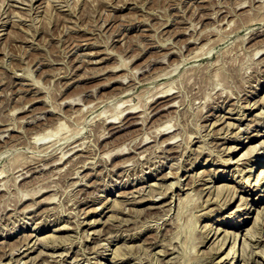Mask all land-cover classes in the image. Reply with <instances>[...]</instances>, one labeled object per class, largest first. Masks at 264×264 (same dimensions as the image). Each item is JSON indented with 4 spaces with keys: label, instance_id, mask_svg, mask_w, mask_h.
Listing matches in <instances>:
<instances>
[{
    "label": "rangeland",
    "instance_id": "374dc122",
    "mask_svg": "<svg viewBox=\"0 0 264 264\" xmlns=\"http://www.w3.org/2000/svg\"><path fill=\"white\" fill-rule=\"evenodd\" d=\"M262 169L264 0H0V264H264Z\"/></svg>",
    "mask_w": 264,
    "mask_h": 264
},
{
    "label": "bare ground",
    "instance_id": "6f19581e",
    "mask_svg": "<svg viewBox=\"0 0 264 264\" xmlns=\"http://www.w3.org/2000/svg\"><path fill=\"white\" fill-rule=\"evenodd\" d=\"M4 1V0H3ZM12 1H16L17 2V0H12ZM32 1V0H31ZM19 2V1H18ZM48 2V1H47ZM23 3V2H22ZM9 5V4H8ZM53 5V4H52ZM245 6V5H244ZM1 8H2V6H1ZM34 9V8H33ZM2 10V9H1ZM23 14V13H22ZM259 54V51L256 53V56ZM170 90H167V91H165V92H163V95L162 96H159V98H167V97H169L170 96ZM171 99V98H170ZM128 102V101H127ZM163 103V102H162ZM124 104H126V101H125V103ZM128 104V103H127ZM172 105V104H171ZM129 106V105H128ZM175 107V106H174ZM129 108V110H131L129 113H135L134 111L136 110V108L137 107H128ZM163 109V108H162ZM128 111V110H127ZM117 116H119V115H117ZM115 118V117H114ZM119 118V117H118ZM116 119V118H115ZM165 127H167V126H165ZM166 130L168 129V130H170V128L169 127H167V128H165ZM159 130V129H158ZM59 131H61V129L59 130ZM59 131H58V133H59ZM57 132V131H56ZM58 133H50V134H47V136L45 135V136H40L41 138H39L37 141L39 142V141H41V140H47V139H50V138H52V137H54V136H56ZM166 134V133H165ZM171 134V133H170ZM258 136H260V135H258ZM258 136H256V137H258ZM147 139V138H146ZM145 139V140H146ZM174 139V138H173ZM172 139V140H173ZM176 139V138H175ZM239 139V138H238ZM37 141H35V142H37ZM43 141V142H44ZM147 141H148V139H147ZM147 141H145V142H147ZM171 141V140H170ZM46 143V142H45ZM170 143V142H169ZM50 144V143H49ZM52 149H54L53 147H52ZM239 148H235V150L234 151H236V150H238ZM256 153V152H255ZM67 154V153H66ZM69 155V154H68ZM256 155L258 156V157H260L261 156V153H259V152H257L256 153ZM63 157V156H62ZM59 158V157H58ZM64 158V157H63ZM61 159V158H60ZM63 160V159H62ZM60 162H61V160H59ZM229 162V161H228ZM253 162H255L256 164H261L262 162L260 161V160H255V161H253ZM229 163H231V161L229 162ZM252 168V167H251ZM248 172L250 173H252V169H250V170H248ZM218 180V179H217ZM179 181H180V179L178 180V184H179ZM215 181V180H214ZM247 181H249V179L247 180ZM247 183V188H249V187H251V184H248V182H246ZM260 186H264V171H263V169H262V171H261V173L258 175V181H257V183H255L254 184V186H253V188L251 189V191H254V192H258V191H260L261 192V188H260ZM255 188V189H254ZM120 196V195H119ZM259 199H262V200H264V195H263V193L261 192V195H259ZM182 202V201H181ZM182 205V204H181ZM39 229V228H38ZM216 230V229H215ZM220 229H218V231H219ZM228 233H232V232H228ZM15 234V232L12 234V235H14ZM11 235V236H12ZM11 236H9V237H11ZM247 236H249V232H248V235ZM208 238H209V236H208ZM236 239H238V237L236 238ZM236 243H237V241H235L234 242V248L236 247ZM229 244H230V242H229ZM108 246V245H107ZM234 248L232 249V252L234 251ZM234 258H235V252H234V254L232 255V257H231V263L233 262V260H234ZM236 259V258H235ZM230 264V263H229ZM233 264V263H232Z\"/></svg>",
    "mask_w": 264,
    "mask_h": 264
}]
</instances>
